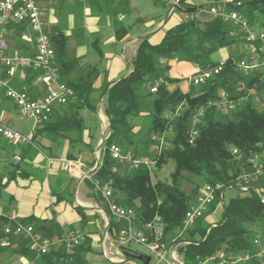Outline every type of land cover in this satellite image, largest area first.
Wrapping results in <instances>:
<instances>
[{
    "label": "trees",
    "instance_id": "obj_1",
    "mask_svg": "<svg viewBox=\"0 0 264 264\" xmlns=\"http://www.w3.org/2000/svg\"><path fill=\"white\" fill-rule=\"evenodd\" d=\"M236 1H240L238 10L247 17L250 25L264 30V0H230V8H235L233 3ZM185 9L188 13L195 11L194 7ZM233 30L236 32L234 35L231 34ZM124 34H118L117 39H122ZM49 37L55 51L60 81L68 87L69 96L62 113H53L43 129L32 135L33 141L36 142L37 134L51 127L58 128L59 134L65 137L76 133L81 140V132L86 127L82 112L87 110L94 114L98 98L105 94L104 113L110 133L103 139L101 161L93 171V177L101 185L110 184L112 198L119 205L135 210L139 225L159 217L164 226L163 240L169 233L181 228L185 211L195 202L204 184L221 187L207 214L216 202L222 200L220 192L234 186L236 177L243 170L253 169L247 162L248 157H256L264 166V98L261 100L263 107L258 109L252 104L251 96L245 99L246 91L235 92V81L241 76L235 72L233 61L241 54H231L217 77L201 85H193L188 93H182L179 89L170 92L164 83L159 84L156 92L148 89L145 94L141 93L142 88L152 86L159 79L172 81L166 75L168 60L188 61L200 69L217 64L211 60V55L222 47L234 45L240 38L231 23L212 15L194 17L166 29L157 44L143 38L136 49L129 75L111 84L105 83L99 89L94 87L93 80L99 72L98 68L86 62L85 57H78L74 51L68 50V37L64 32L57 29ZM95 52L102 59L101 51ZM244 79L247 89H255L259 96L264 94V76L255 74ZM221 90L228 91L234 99L241 96L244 99L236 110L230 112L206 107L197 124L198 135L191 142L188 132L192 114L197 108L215 100ZM96 92L97 96L94 97ZM147 103L149 121L143 128L133 131L128 118L138 116ZM167 111L173 114L169 118L164 116ZM140 131L146 133L145 139L139 137ZM167 131L171 133L167 140L169 146L158 149L159 142L155 139ZM89 136L93 138L91 133ZM110 143H116L136 155L149 157L156 169L169 160L173 161L170 180L153 181L154 173L146 166L129 169L111 157L107 150ZM152 144H156L157 149L151 148ZM86 147L93 151L92 144ZM233 149L238 150L240 158L232 154ZM256 155L262 157L259 159ZM184 180L193 184L190 191L182 187ZM255 186L263 195L264 173ZM56 199L58 201L60 197ZM75 209L82 221L87 219L80 207L76 206ZM205 214L193 227L185 230V236L176 234L175 243H183L178 247L183 264H199L215 257L220 250L234 254L252 252L255 250V234H260L264 240V201L253 187L246 195L232 197L224 203L221 219L216 223L210 225L203 222ZM22 221L32 223L34 229L45 236L61 235L63 232L54 219L29 217ZM120 228L110 217L109 230H114L117 239ZM89 248L88 240L78 245L72 264H85L82 255ZM122 249L126 250L125 247ZM53 253L43 256L50 258ZM132 254L145 255L137 250ZM63 255L64 248L54 256L56 264H62L60 257ZM212 262L216 264V260ZM247 264H264V255L251 259Z\"/></svg>",
    "mask_w": 264,
    "mask_h": 264
},
{
    "label": "crops",
    "instance_id": "obj_2",
    "mask_svg": "<svg viewBox=\"0 0 264 264\" xmlns=\"http://www.w3.org/2000/svg\"><path fill=\"white\" fill-rule=\"evenodd\" d=\"M216 1L218 0H181V7L169 12L164 3L153 0L152 9L157 12L149 14L150 16H138L139 19L132 25L125 24L129 15L127 9L123 11L122 5H129L133 9L134 0L75 3L92 4L97 11L90 13L84 9L80 13L77 9L76 12H69L68 29L63 32L69 37L68 50L74 51L78 57H86V62L98 68L99 72L93 80L94 87L99 89L105 83L111 84L129 75L141 39L147 38L151 44L159 43L166 29L185 19V7H194L195 17L204 18L210 14L199 10L207 9ZM160 7L164 8V14L159 11ZM79 16L82 18L81 26L74 29V19ZM25 24H12L2 30L1 36L5 45L3 51L6 55L35 56V41L32 48L28 49L25 46V31L16 28ZM122 32L125 34L118 40L117 35ZM75 34H82V41ZM238 39L234 45L214 52L211 60L224 62L231 54L245 55L246 45L241 38ZM94 51H101L102 59L98 55L92 57ZM167 64L169 69L166 75L172 81L165 82L166 89L170 92L179 89L182 93L191 91L193 85L188 78L200 68L191 62L176 59L168 60ZM9 82L11 87L27 93L32 99L45 95L51 87L41 71L32 68L16 69ZM148 89L149 87L142 88L141 93L145 94ZM93 96H97V92ZM12 105L14 106L0 90L2 123L24 134L33 135L43 129L44 125L34 132L31 127L28 133L16 129L13 120L19 115L16 108L15 114L9 112ZM104 107L105 94H102L97 100L94 114L87 110L82 112L86 127L81 132V140L76 133L62 136L56 127L37 134L35 147H22L0 136V211L5 217L20 221L29 217L54 219L63 230L61 235L69 232L80 234L83 237L82 242L89 241L90 248L82 255L85 264H151V257L150 260L144 256L142 260L135 259L132 251L136 250L131 248L130 243L121 244L114 230H109L110 216L107 207L92 185L97 182L93 177V167L100 164L102 142L110 133ZM63 109L64 105H55L54 115L61 114ZM148 110L149 103L138 116L128 118L133 125V131L146 126L149 121ZM172 115L168 111L164 113L167 118ZM104 120L106 125H103ZM87 144L93 145V151L86 147ZM57 196L60 197L58 201ZM76 206L83 210L86 220L82 221ZM118 225L120 228L123 223ZM62 250L63 245L58 244L49 252L54 251V255L46 258L31 249L28 239L22 236L13 237L7 244L0 240V264H56L54 256Z\"/></svg>",
    "mask_w": 264,
    "mask_h": 264
},
{
    "label": "built area",
    "instance_id": "obj_3",
    "mask_svg": "<svg viewBox=\"0 0 264 264\" xmlns=\"http://www.w3.org/2000/svg\"><path fill=\"white\" fill-rule=\"evenodd\" d=\"M64 1L86 3L95 0ZM159 1L167 6L169 12L180 8L181 0ZM230 4V0H218L210 4L207 9H200L199 11H205L212 16L220 18L224 22L231 23L239 32L247 51L243 57L233 61L235 72L241 76L235 81V92L242 93L246 91L249 93L252 89H247L244 78L255 74L264 76V30L250 25L247 17L238 10L241 6L240 1L233 3L235 8H230ZM195 14V11L191 13L186 12L185 19H192L195 17ZM20 23L28 24L35 33L34 57L17 54L6 55L3 51L5 45L1 36L2 30L9 25ZM235 33V30L231 32L232 35ZM21 68H32L41 71L43 78L51 84L48 92L39 98L32 99L27 93L11 87L9 82L10 77H12L16 69ZM223 68L224 62H218L204 69H199L188 80L194 86L201 85L217 77L223 71ZM161 83L165 84L162 79L156 81L149 87L150 92H156ZM0 90H2L4 97L14 104L19 117L33 121V132L40 129L49 121L55 105H64L67 102L69 89L65 83L60 81L55 51L49 35L42 29L40 11L34 0H0ZM243 99L242 96L234 99L228 91L221 90L215 100L208 102L205 107L201 106L197 108L191 117V126L188 132L189 140L193 142L196 139L198 135L197 124L204 114L206 107L211 106L224 113L230 112L236 110ZM0 136L22 147H35L32 134L21 133L1 121ZM168 146L169 142L162 136L158 149ZM107 150L113 159L124 164L129 169H138L142 166L150 168L154 164V161L149 157L126 151L116 143H110L107 146ZM232 154L238 158L241 157L236 149L232 150ZM247 162L251 164L253 169L251 171L243 170L236 177L234 186H230L229 188L235 187L247 192L253 186L251 183L256 182L264 173V166L258 162L256 157H248ZM98 165L96 164L93 170ZM220 188L219 185H203L195 202L190 205L183 215L181 220L182 232L193 227L203 217L211 203L215 200ZM253 189L259 193L261 199H264V194H261L259 188L254 187ZM94 190L101 195L109 216L115 222L123 223V226L118 231V240L121 244L135 241L146 246L150 254L158 262L164 261L166 264H183L177 251L174 248H168L162 242L164 226L159 217H154L151 221L145 222L140 228L135 210L119 205L112 198V189L109 183L101 185L95 182ZM219 197H222V192L219 193ZM146 231L148 234H146ZM18 236L28 239L31 249L40 255L49 253L51 248L58 244L63 245L64 255L60 257L62 264H72L76 247L83 241V237L76 232H69L64 235L45 236L36 231L32 223L7 218L0 211V240L2 243L7 244L11 238ZM253 244L255 250L252 252L234 254L220 250L215 257L201 261L199 264H209L214 260H216V264H247L251 259L264 255V240H262L260 234L254 235Z\"/></svg>",
    "mask_w": 264,
    "mask_h": 264
},
{
    "label": "rangeland",
    "instance_id": "obj_4",
    "mask_svg": "<svg viewBox=\"0 0 264 264\" xmlns=\"http://www.w3.org/2000/svg\"><path fill=\"white\" fill-rule=\"evenodd\" d=\"M35 4L38 6L39 11H40V19L42 21V29L44 30V32H46L47 34H51L54 30L57 29H61L62 31L64 29H68V13L69 12H76V10H80L82 13L84 11V9H87L88 12L90 13H94L97 11V9H95L92 4H75V3H70L64 1V0H34ZM124 6L123 11L125 12L127 9L128 15L129 17L126 20L125 24L126 25H132L134 24L139 17L138 16H148L149 14H153V12H157V10L152 9L153 6V0H134V6L133 9H131L129 7V5ZM159 11H161L164 14V8H158ZM81 15V14H79ZM150 16V15H149ZM81 16H79L78 18L74 19V23H73V27L74 29H79L78 26H81ZM17 29H23L25 31L26 34V44L25 46L28 49H31L34 41H35V34L32 30V28L29 25H20L16 27ZM68 37V35H66ZM73 36V35H72ZM74 36H77V39H80V41H82V38L84 37L82 34H75ZM73 36V37H74ZM69 39V37H68ZM95 52V51H94ZM93 53V51H92ZM89 54V51H88ZM97 55L96 52L94 54H92V57ZM89 56V55H87ZM86 58V57H85ZM238 58V56L236 57ZM252 97L251 98V102L252 104L260 109L263 107V103H262V99L264 98V94H259L256 92L255 89H252L251 92L247 93L246 92V98L248 97ZM15 107L12 105L10 106V111L11 113L15 114L14 112ZM167 116L169 114H166ZM105 121V120H104ZM13 125L16 129H19L23 132L28 133L31 129V127L33 126V121L27 118H19L17 116H15V119L13 120ZM103 125H106V121L103 123ZM170 132H164L161 137L163 136L164 139L168 140V137H170ZM139 137L142 139L146 138V133L145 132H139ZM156 138L155 140L157 142H160V138ZM159 145V144H158ZM157 145L156 144H152L151 148L155 149ZM126 148V147H125ZM259 159L262 157V155H256ZM153 174V181H155L156 179H160L162 181H169L170 180V173L173 171L174 168V163L173 161L169 160L167 161L166 164H164L160 169H156L154 167V165H152L151 167ZM257 182V181H256ZM256 182H253L252 185H255ZM182 187L186 190V191H190V189L192 188L193 184H191L189 181L184 180L181 183ZM254 188V186H252ZM257 187V186H255ZM248 192V191H247ZM246 191H242L239 188H226L223 190L222 192V200H220L219 202H216L215 205L212 207V209L205 214L204 216V220L203 222H205L206 224H214L216 223L218 220L221 219V214H222V208H223V204L227 203V201L235 196H243L247 194ZM139 225V224H138ZM139 227L141 228V225H139ZM146 234H148V232L146 231ZM176 234L181 236H185V231L182 232L181 228L175 229V231H173L172 233H169L168 236H166L165 240H163L164 238V234H163V238H162V242L166 244V246H168V248H174L177 253H178V247L180 245H182L183 243L177 242L176 241ZM130 246L132 249L140 251L142 253H144L145 255H148L151 257V264H166L164 261H157V259H155L151 254L150 251L147 249L146 246H144L143 244H140L138 242L135 241H131L130 242ZM181 259V258H180ZM182 260V259H181ZM209 264H214L213 262L209 263Z\"/></svg>",
    "mask_w": 264,
    "mask_h": 264
},
{
    "label": "water",
    "instance_id": "obj_5",
    "mask_svg": "<svg viewBox=\"0 0 264 264\" xmlns=\"http://www.w3.org/2000/svg\"><path fill=\"white\" fill-rule=\"evenodd\" d=\"M100 148V145L98 147V149ZM133 256L135 257V259H138V260H142L143 259V256L147 259V260H150V256L148 255H135L133 254Z\"/></svg>",
    "mask_w": 264,
    "mask_h": 264
},
{
    "label": "bare ground",
    "instance_id": "obj_6",
    "mask_svg": "<svg viewBox=\"0 0 264 264\" xmlns=\"http://www.w3.org/2000/svg\"><path fill=\"white\" fill-rule=\"evenodd\" d=\"M264 201V199H262Z\"/></svg>",
    "mask_w": 264,
    "mask_h": 264
}]
</instances>
